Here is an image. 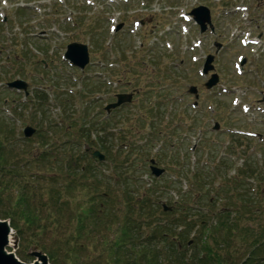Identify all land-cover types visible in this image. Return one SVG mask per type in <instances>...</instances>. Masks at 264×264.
I'll return each mask as SVG.
<instances>
[{"label":"rangeland","instance_id":"obj_1","mask_svg":"<svg viewBox=\"0 0 264 264\" xmlns=\"http://www.w3.org/2000/svg\"><path fill=\"white\" fill-rule=\"evenodd\" d=\"M126 1L0 0V113L12 122L13 144L28 160L47 148L41 141L48 126L64 121L68 125L71 119L93 125L116 115L120 122L113 121L109 132L119 143L123 133L124 141L147 144L146 156L140 149L131 158L136 173L129 172V161L123 159L128 186L116 183L115 176L111 183H97L80 171V165L99 160L95 149L85 152L88 156L80 158V165L67 159L56 165L20 163L16 171L21 179L5 178L2 196L10 199L1 200L0 220L13 224L6 250L23 263L32 264V253L40 252L50 264H71L67 256L76 264H189L201 257L207 234L218 228L214 216L212 224L200 228L205 213L214 215L229 203L220 197L210 205L199 203V195L189 192L197 165L215 171L211 186L216 187L225 176L240 177L251 162L256 175L247 180L251 195L264 188L256 181L264 180V114L259 111L264 110V0ZM199 6L210 9L214 34H201L195 21L182 18ZM248 32L260 38L262 46H244ZM71 43L88 46L90 65L83 71L64 60ZM216 43L223 47L211 74L220 82L207 90L211 74L203 76L202 69L206 57L215 55ZM15 80L27 84L28 95L7 88ZM191 86L197 87V100L188 91ZM133 92L131 104L107 114L105 107L116 102L117 94ZM215 124L219 132L213 130ZM27 127L36 131L30 139L24 137ZM235 127L258 137H234L229 133ZM57 137L60 144L66 140L62 133ZM85 148L81 146L82 152ZM174 156L180 162L174 164ZM225 156L231 168H220L219 173L216 165ZM151 159L166 170L163 176L151 173ZM102 163V173H112V161L104 156ZM23 192L32 199L36 192V206L30 201L33 213L24 215L23 206L13 207ZM43 196L48 200L40 202ZM59 196L68 202H59ZM138 202L136 208L131 205ZM93 205L94 214L88 210ZM186 205L199 211L190 227L180 226ZM258 205L264 208V200ZM76 214L83 219L75 230ZM28 216L35 220L23 228ZM250 218V225L258 220L256 215ZM39 219L54 231L40 232Z\"/></svg>","mask_w":264,"mask_h":264},{"label":"trees","instance_id":"obj_2","mask_svg":"<svg viewBox=\"0 0 264 264\" xmlns=\"http://www.w3.org/2000/svg\"><path fill=\"white\" fill-rule=\"evenodd\" d=\"M3 81L4 80H0V83H3ZM3 90L4 89L0 87V94ZM4 92L6 93V91ZM38 94L43 93L38 92ZM41 98L42 100L45 99L44 96ZM39 109L40 108H38L37 110ZM117 117L118 116L114 115V117L107 118L101 122L94 123L93 125L85 123H80L79 125L78 123L74 122V119H71V122L68 123V125L64 121V124L62 125L56 124L54 125L55 127L48 126L50 132H45V134L42 136L43 140L41 141L43 146H47V148L43 147V149L40 150L39 158L34 159L32 162L37 161L40 162L39 164L46 163V165H56L60 164L62 162V159H67L69 162L74 160L76 164L80 165V158H82L83 160L84 158H86V156H88L85 152L95 149V151L97 150L101 154L106 156V161H112V173H109V175L103 174L102 171L105 169V163L97 161H93V163L87 162L84 165H80V167H78L80 171L89 173L87 175L91 176V178H93L97 183H99L100 180L101 182L111 183V178L115 176L116 183L119 182L120 184L128 186V175L124 176L123 174V171L126 169L125 164H123V159H128L129 161V164L127 165L128 168H130L129 172L131 171L136 173L137 167L135 169H132L133 165L135 164L134 161L131 160V158L134 152L140 149L142 156H146L147 150L145 147H147V144L143 146H137L135 145V143L133 144L131 142L124 141L126 139V136L123 135V133L121 135V138H119V143L118 138L115 136V134L109 132L110 128L113 126V121H115L116 125L118 124L117 122L119 120L117 121L114 119ZM87 125L94 129H86L85 126ZM12 126V122H10L8 118L1 115L0 113V203L2 202V199H10L9 197L2 196L3 192L5 191V188L3 186L5 178L11 177L19 181L21 177L16 171L19 164L26 161L27 166H30V164L32 165V162L26 157V152L20 151L19 145H17L16 147V145L13 144L14 142L12 141V134L14 135V129H12ZM59 126L62 127L59 128ZM236 127L239 128L238 124L236 125ZM61 133L62 136L66 138V140H64L62 144H60L59 141L61 139H58L57 137L58 134ZM50 134H52V139L49 137ZM93 135H95V139H92ZM231 135H233L234 137L239 136L237 134ZM82 145H85L86 147L85 150H83L84 152H82L81 149ZM55 146L56 148H54ZM116 148H118V150ZM57 151H60V153H58ZM75 154L77 155L75 156ZM187 160L188 159L186 158L185 161ZM172 162L175 164L176 162H180V159H176V156H174ZM230 163L231 161L228 160L226 156L222 157L216 165V171L222 173L220 171V168L224 171H228L231 168ZM94 165H97V167H94ZM253 165L254 164L251 162H246L245 166L241 170L240 177L239 174L231 179H227L226 176H223L224 179L221 180L223 178L222 177L220 179L221 182L216 187L211 186L217 179L213 176L215 174V171L211 172L209 170H206L207 167H200L199 165H197L198 171L196 170L195 174H193L194 180L192 186H190L191 189L189 190V192L192 193L194 191L199 195L197 197V201L199 203L206 202L208 205H210L213 201H219L220 199H215L219 197L229 203L225 205L222 210L214 213V215L211 212L205 213V221H202L199 224L200 228L201 225H207V223L212 224V216H214L213 218L217 220L215 224L218 225V228L212 230L207 234L206 243H204L205 251L201 255V257H198V259L194 258L193 262L189 264H264V208L259 205L255 207V204L264 200V188H262V186V189L256 195H251L249 191V182H247V180L256 176L254 175L255 172L253 173L251 171ZM244 177L246 178L244 179ZM85 178H87V176ZM258 180L256 181L260 185L264 184L263 179ZM209 186L211 189L208 188ZM84 187L86 188V186ZM24 190L25 188L23 189V191ZM257 195L259 196L258 198H256ZM31 196L36 199V192H32ZM107 196H109V194ZM34 199H32L29 195H25V192H23L18 197V200L17 202H15L13 207L15 206L17 208L23 206L24 215L33 213L30 210V208H32L30 206V201L33 206H36L32 202L34 201ZM47 200L48 196H43L41 197L40 202H44ZM61 201H65L64 204L68 202L67 200L60 198L59 202ZM140 203L141 202H138L137 204H130L133 205L134 208H136L137 206L141 205ZM154 204L155 205H151V207H156L157 203ZM82 205L83 204H81L80 206L82 207ZM26 207L28 208L27 211ZM88 210L90 211V213L94 214V205L93 207L88 208ZM198 212L199 211L194 207L191 208L187 205L183 206V221L180 223V226H183L185 223H188L189 227L190 225L195 224L197 222L196 220L198 219H196L197 215H194V213ZM255 215L258 218V220L255 221V224H248V221L253 220V218H248ZM206 217L208 219H206ZM29 218L31 220H29ZM70 218H72V216L69 217V219ZM82 219L83 215H74V221L76 222L75 230L76 228H78L79 222ZM182 219H176V222L178 220L181 221ZM34 220L35 218L28 216L26 220L27 224L24 222L22 225L23 228L28 227V224L33 223ZM12 221L14 222V219ZM40 223L41 221L39 219L37 221V224L40 232H43V230L46 229H50L51 232L54 231L51 226L40 225ZM10 225L13 227V224ZM23 228L20 229V232H22L21 230H24ZM128 228L130 230H134L131 225H129ZM186 232L187 231H183V235ZM66 242L69 243L68 239L66 240ZM76 247L80 250L83 245H76ZM71 254L72 253L68 252V255ZM66 261L72 264L74 262V259L70 256H67ZM55 263L57 264V262ZM73 264H76V262Z\"/></svg>","mask_w":264,"mask_h":264},{"label":"water","instance_id":"obj_3","mask_svg":"<svg viewBox=\"0 0 264 264\" xmlns=\"http://www.w3.org/2000/svg\"><path fill=\"white\" fill-rule=\"evenodd\" d=\"M192 14L195 16L196 21L201 25V31L204 32L207 29V24L211 25V17L210 11L206 7H198L192 11ZM212 28V26H211ZM213 29V28H212ZM220 48V46L218 47ZM65 59L70 61L74 66L84 70L85 67L90 63L89 57V49L87 45L79 44V43H72L68 45L67 52L65 54ZM214 56H209L206 60L204 65L203 72L205 75L209 74V72H213L215 70L213 66ZM219 82V77L217 74L211 75L210 80L205 84L206 88L211 89L216 86ZM8 87L15 88L18 90L27 91V84L24 81L17 80L12 83L8 84ZM189 93L194 94L195 97H198L196 87H191ZM132 101V95H118L117 102L114 104L109 105L106 109L110 111L111 109L117 108L124 103H129ZM215 129H219V126L216 125ZM36 131L31 128L27 127L24 131L25 138H31ZM95 158H99L100 161L104 160V155L101 154L99 151L94 153ZM150 170L153 175L157 177L162 176L165 173L164 169H158L154 160H151ZM165 211L167 208L164 206ZM12 234V228L10 223L6 221L0 220V264H26L21 262L13 253L7 252L6 248L10 244V236ZM33 256L36 258V261L32 264H50L47 255L34 252L32 253Z\"/></svg>","mask_w":264,"mask_h":264}]
</instances>
